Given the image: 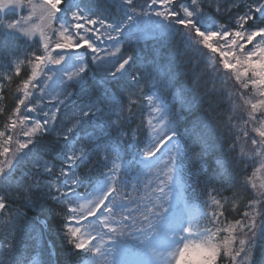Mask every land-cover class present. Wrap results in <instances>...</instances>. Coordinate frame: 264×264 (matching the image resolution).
<instances>
[{
  "label": "snow or ice",
  "instance_id": "6c2138e0",
  "mask_svg": "<svg viewBox=\"0 0 264 264\" xmlns=\"http://www.w3.org/2000/svg\"><path fill=\"white\" fill-rule=\"evenodd\" d=\"M17 10L0 264H56L53 220L64 264H264V0H0Z\"/></svg>",
  "mask_w": 264,
  "mask_h": 264
},
{
  "label": "trees",
  "instance_id": "16d2710c",
  "mask_svg": "<svg viewBox=\"0 0 264 264\" xmlns=\"http://www.w3.org/2000/svg\"><path fill=\"white\" fill-rule=\"evenodd\" d=\"M5 16H10L11 18L14 16V13H6ZM24 75V72L22 70L21 76ZM5 83V88H4V98L3 100H0V107H4L7 109H10L11 107L14 106L15 103V96L17 95L15 93V83H13L12 85H7V82ZM6 115L7 113H5L3 116H0V131L4 130V125L7 122L6 121ZM56 227H57V223L56 221H51V229L49 232V235L52 239L56 240L57 242V254L54 257V259L56 260V264H64L65 260L67 259V254L66 252L63 250V246L59 244V237L56 233ZM40 247L41 245H37L36 246V252L39 254L40 257ZM46 259V257H45Z\"/></svg>",
  "mask_w": 264,
  "mask_h": 264
},
{
  "label": "rangeland",
  "instance_id": "374dc122",
  "mask_svg": "<svg viewBox=\"0 0 264 264\" xmlns=\"http://www.w3.org/2000/svg\"><path fill=\"white\" fill-rule=\"evenodd\" d=\"M142 0H139V3H143V2H141ZM81 51H83V50H81Z\"/></svg>",
  "mask_w": 264,
  "mask_h": 264
}]
</instances>
